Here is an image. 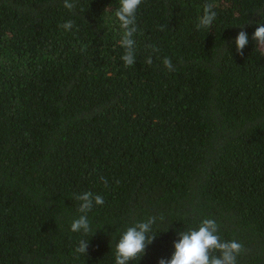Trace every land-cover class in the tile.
<instances>
[{"label": "trees", "instance_id": "trees-1", "mask_svg": "<svg viewBox=\"0 0 264 264\" xmlns=\"http://www.w3.org/2000/svg\"><path fill=\"white\" fill-rule=\"evenodd\" d=\"M71 2L0 0V264H115L149 217L128 264L170 259L203 219L243 244L237 264H264V0H142L128 67L119 0ZM206 3L217 15L197 30ZM84 192L104 199L87 234L70 230Z\"/></svg>", "mask_w": 264, "mask_h": 264}, {"label": "clouds", "instance_id": "clouds-1", "mask_svg": "<svg viewBox=\"0 0 264 264\" xmlns=\"http://www.w3.org/2000/svg\"><path fill=\"white\" fill-rule=\"evenodd\" d=\"M141 3L142 0H119V7L115 11V17L123 30L119 44L124 49L121 60L125 67L135 63L136 42L133 37L137 32L136 13ZM63 6L71 10L75 4L71 0H64ZM216 15L213 5L206 3L203 6L202 15L198 18L197 30L210 28ZM59 27L68 31L72 29L73 23L69 20ZM252 39L256 41V52L264 57V24L256 27ZM234 44L237 52L243 55V49L248 44L247 33L240 31L234 39ZM146 63L152 64L151 57L146 59ZM162 63L168 71L173 70L174 66L170 58L164 57ZM101 179L107 185V181L103 177ZM76 199L80 201L78 211L81 215L72 221L70 230L87 234L90 231L87 213L94 204L103 205L104 199L100 195L94 196L91 192H84L76 196ZM155 223L156 217H149L146 221L137 222L126 229L115 245V264H128L129 261L140 259L146 246L155 237V235L151 237L148 235ZM218 232V224L214 219H203L198 229L178 232L180 238L174 241V252L171 258H161L158 264H237V257L244 251L243 244L236 240L222 241ZM88 244L89 240H81L75 251L86 255Z\"/></svg>", "mask_w": 264, "mask_h": 264}]
</instances>
